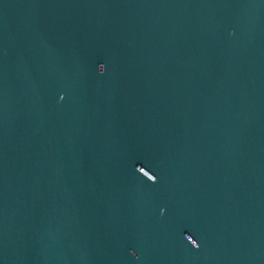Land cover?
<instances>
[{"label":"water","instance_id":"obj_1","mask_svg":"<svg viewBox=\"0 0 264 264\" xmlns=\"http://www.w3.org/2000/svg\"><path fill=\"white\" fill-rule=\"evenodd\" d=\"M0 264H264V0H0Z\"/></svg>","mask_w":264,"mask_h":264},{"label":"clouds","instance_id":"obj_2","mask_svg":"<svg viewBox=\"0 0 264 264\" xmlns=\"http://www.w3.org/2000/svg\"><path fill=\"white\" fill-rule=\"evenodd\" d=\"M103 69V74H104V72H105V66L103 65V64H100V65H98L97 66V73L99 74V75H101V73H100V69Z\"/></svg>","mask_w":264,"mask_h":264}]
</instances>
